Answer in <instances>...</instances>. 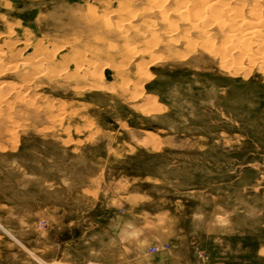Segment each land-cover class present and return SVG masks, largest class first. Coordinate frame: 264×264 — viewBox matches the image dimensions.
<instances>
[{
	"label": "rangeland",
	"instance_id": "374dc122",
	"mask_svg": "<svg viewBox=\"0 0 264 264\" xmlns=\"http://www.w3.org/2000/svg\"><path fill=\"white\" fill-rule=\"evenodd\" d=\"M211 1L0 0V264H264V0Z\"/></svg>",
	"mask_w": 264,
	"mask_h": 264
},
{
	"label": "bare ground",
	"instance_id": "6f19581e",
	"mask_svg": "<svg viewBox=\"0 0 264 264\" xmlns=\"http://www.w3.org/2000/svg\"><path fill=\"white\" fill-rule=\"evenodd\" d=\"M218 1H220V0H214V1H211V3L209 4V5H207V7L206 8H208V9H213V8H215V6H217V4L219 3ZM221 2V1H220ZM209 3V2H208ZM222 3V2H221ZM203 4V3H202ZM230 4V3H229ZM201 5V4H200ZM205 5V4H204ZM197 6V5H196ZM220 6V5H219ZM220 8V7H219ZM232 8V7H231ZM234 8V7H233ZM259 8V7H258ZM207 9V10H208ZM234 10V9H233ZM198 11V10H197ZM215 12V11H214ZM240 13V12H239ZM238 13V14H239ZM230 14V13H229ZM251 14V13H250ZM218 16V15H217ZM239 16V15H238ZM198 19V18H197ZM229 19V18H228ZM241 19V18H240ZM242 20V19H241ZM253 20V19H252ZM240 22V21H239ZM260 23H262V22H260ZM260 23L257 21V20H255V21H247V20H242L241 22H240V27H239V25L238 24H235L236 26L238 25V27H236V28H232L231 27V29L232 30H230V32L232 33V31H233V34L235 35V39H236V41H239V42H241V43H245L247 40H249L250 38H257L258 37V35H260L261 33L263 34V31H261V29L263 28L262 27V25L263 24H261L260 25ZM233 26H234V24H233ZM260 26L262 27L261 29H260ZM264 26V25H263ZM225 27V26H224ZM202 28V27H201ZM228 30H229V28H228ZM263 30H264V28H263ZM229 32V33H230ZM229 35V34H228ZM227 35V36H228ZM234 37V36H233ZM235 39L234 40H232V41H235ZM231 40V39H230ZM256 40V39H255ZM227 41H229V40H227ZM245 41V42H244ZM254 41V40H253ZM230 42V41H229ZM232 43V42H231ZM234 44L236 45V43L234 42ZM234 44H232V46L234 45ZM242 45V44H241ZM240 45V46H241ZM247 45V44H246ZM231 46V45H230ZM243 46V45H242ZM244 47H245V45H244ZM243 47V48H244ZM247 47V46H246ZM243 48H241V49H243ZM246 49V48H245ZM1 50V49H0ZM10 50V49H9ZM12 51V50H11ZM35 52V51H34ZM238 52H239V49H238ZM0 53H2V52H0ZM14 53H15V51H14ZM44 53V52H43ZM34 59H38V58H34ZM49 59V58H48ZM75 60V59H74ZM40 61V60H39ZM10 62V61H9ZM33 62V61H32ZM37 62V61H36ZM34 63V62H33ZM38 63V62H37ZM25 64H23V66H24ZM10 66V65H9ZM34 66V65H33ZM27 67V66H26ZM29 72H27V74H28ZM44 73V72H43ZM46 75V74H45ZM27 77H29V76H27Z\"/></svg>",
	"mask_w": 264,
	"mask_h": 264
},
{
	"label": "clouds",
	"instance_id": "9594fccd",
	"mask_svg": "<svg viewBox=\"0 0 264 264\" xmlns=\"http://www.w3.org/2000/svg\"><path fill=\"white\" fill-rule=\"evenodd\" d=\"M217 219H220L219 217Z\"/></svg>",
	"mask_w": 264,
	"mask_h": 264
}]
</instances>
